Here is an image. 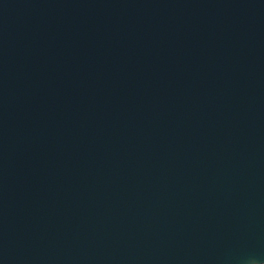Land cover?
<instances>
[{
	"label": "water",
	"instance_id": "1",
	"mask_svg": "<svg viewBox=\"0 0 264 264\" xmlns=\"http://www.w3.org/2000/svg\"><path fill=\"white\" fill-rule=\"evenodd\" d=\"M264 264V0H0V264Z\"/></svg>",
	"mask_w": 264,
	"mask_h": 264
},
{
	"label": "clouds",
	"instance_id": "2",
	"mask_svg": "<svg viewBox=\"0 0 264 264\" xmlns=\"http://www.w3.org/2000/svg\"><path fill=\"white\" fill-rule=\"evenodd\" d=\"M251 264H253V261H251Z\"/></svg>",
	"mask_w": 264,
	"mask_h": 264
}]
</instances>
